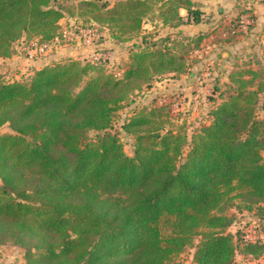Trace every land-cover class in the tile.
Instances as JSON below:
<instances>
[{"label": "trees", "instance_id": "trees-1", "mask_svg": "<svg viewBox=\"0 0 264 264\" xmlns=\"http://www.w3.org/2000/svg\"><path fill=\"white\" fill-rule=\"evenodd\" d=\"M69 1L0 0V58H10L14 43L30 35L45 42L59 35L61 4ZM151 1L106 11L94 0L77 1L97 12L94 23L118 25L116 42L140 39L120 76L72 58L22 81L0 76V129L8 124L14 132L0 135V244L24 248L27 264H172L187 248L193 264H239L238 250L264 256L258 235L250 242L243 230L229 232L235 217L224 211L239 199L240 210L254 212L264 228V113L257 115L264 84L256 83L257 71L229 73L228 97L220 93L222 101L191 137L161 123L165 105L124 125L134 135L132 156L113 131L130 97L162 75L186 72L170 37L158 47L141 34ZM157 14L164 26L179 28L200 23L203 11L194 0H166ZM203 39H190L186 54Z\"/></svg>", "mask_w": 264, "mask_h": 264}, {"label": "rangeland", "instance_id": "rangeland-1", "mask_svg": "<svg viewBox=\"0 0 264 264\" xmlns=\"http://www.w3.org/2000/svg\"><path fill=\"white\" fill-rule=\"evenodd\" d=\"M77 1L70 0L61 4L65 17L61 19L59 35L61 31L66 30L69 39H60L59 44L51 46L45 56L32 60L27 57L26 51L21 52L20 41L15 42L13 55L5 58L6 60H0V76L3 81L12 82L17 77L26 78L43 65L66 58L89 62L96 54L102 56L98 63L102 69L115 74L121 72L127 63L133 41L140 39L116 42L114 35L119 32L118 25L109 24L107 29L104 27L105 23H94L92 20L97 12L92 11L90 7L80 6ZM94 1L103 8L102 11H106L130 0ZM194 1L203 11L200 23L196 24L188 20L180 28L164 26L156 18L160 5L166 3V0L151 1L152 9L143 20L141 34L157 39L158 47L163 45L160 41L162 38L170 37L168 44L172 45L174 53L184 60L186 72L162 75L151 86L130 97L123 108L116 113L113 131L122 140L124 151L128 156H132L135 141L134 135L127 133L124 125L129 123L135 113L165 105L161 123L168 128L179 129L191 137L207 119L213 107L222 101L220 93L224 98L228 97L229 90L223 83L229 80V73L252 69L258 72L256 83L264 84V1ZM181 13L185 14L184 11ZM250 15H253L254 20H250ZM84 32H89L94 38L89 46L79 41ZM201 35L204 39L200 48L190 55L186 54L189 40L195 41ZM30 36L25 38L28 45L37 38ZM93 75L95 71H92L89 77ZM216 80H219L218 87L215 84L218 83ZM261 96L264 97V93ZM263 113L264 111L258 107L257 115L262 116ZM12 133L14 132L8 124L0 129V135ZM89 135L92 136L94 133L90 132ZM262 154L264 156V149ZM224 207V211L229 216L235 217L229 232L236 233L243 230L254 236L264 235L263 221H260L254 212L245 208L240 210L243 206L239 199H233ZM170 231L169 225L162 221V234L167 236ZM25 254L24 248L11 241H7L4 245L0 244V264H27ZM192 257V248H187L172 264H193ZM236 261L239 264H264V258L251 261L250 258L243 257L240 250L236 254Z\"/></svg>", "mask_w": 264, "mask_h": 264}, {"label": "built area", "instance_id": "built-area-1", "mask_svg": "<svg viewBox=\"0 0 264 264\" xmlns=\"http://www.w3.org/2000/svg\"><path fill=\"white\" fill-rule=\"evenodd\" d=\"M62 38L63 39H69V35H68V32L66 30L61 31L60 35H57L54 39H52L50 41H46V42L45 41H41L40 38L37 37L35 41H31V43H29V45H28V43L26 42L25 38H23V39L20 40V44L22 45L21 52L26 51V55H27L28 58H30V60L38 59L41 56H45L48 53L47 51L51 48V46H55V45L59 44L60 39H62ZM93 40H94V38L92 37V35L89 32L82 33L81 40L79 38L80 42L83 41V43L88 45V46L92 44ZM101 58H102L101 55L96 54V55H94L93 59L91 61H89V62L91 64H93V65H98V63L100 62ZM2 59L6 60L7 58L6 59L5 58H0V60H2ZM116 76H120V73H117ZM13 81H22V79L17 77ZM244 234H246L245 235L246 241L256 242V237L254 235L246 233V232ZM262 236L263 235H259V238L264 241V236L263 237ZM248 258H250V260L253 261V260L262 259V258H264V256L261 257V258H258V259H255V258H253L251 256L248 257ZM192 259H193V257H192ZM243 264H247V263H243Z\"/></svg>", "mask_w": 264, "mask_h": 264}, {"label": "crops", "instance_id": "crops-1", "mask_svg": "<svg viewBox=\"0 0 264 264\" xmlns=\"http://www.w3.org/2000/svg\"><path fill=\"white\" fill-rule=\"evenodd\" d=\"M181 11H184L185 14L181 13ZM180 14L184 16V15H186V11H185L184 9H181V10H180ZM179 28H180V27H179Z\"/></svg>", "mask_w": 264, "mask_h": 264}]
</instances>
